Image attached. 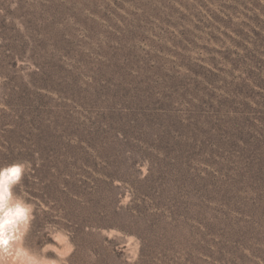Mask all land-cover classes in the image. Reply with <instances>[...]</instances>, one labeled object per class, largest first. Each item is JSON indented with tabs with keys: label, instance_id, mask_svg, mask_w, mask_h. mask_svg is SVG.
<instances>
[{
	"label": "rangeland",
	"instance_id": "rangeland-1",
	"mask_svg": "<svg viewBox=\"0 0 264 264\" xmlns=\"http://www.w3.org/2000/svg\"><path fill=\"white\" fill-rule=\"evenodd\" d=\"M24 161L60 264H264V0H0Z\"/></svg>",
	"mask_w": 264,
	"mask_h": 264
},
{
	"label": "clouds",
	"instance_id": "clouds-1",
	"mask_svg": "<svg viewBox=\"0 0 264 264\" xmlns=\"http://www.w3.org/2000/svg\"><path fill=\"white\" fill-rule=\"evenodd\" d=\"M31 166V162L24 161L0 167V264H60L62 259L56 235L48 236L53 246L45 244L40 254L27 244L35 206L16 189Z\"/></svg>",
	"mask_w": 264,
	"mask_h": 264
},
{
	"label": "trees",
	"instance_id": "trees-1",
	"mask_svg": "<svg viewBox=\"0 0 264 264\" xmlns=\"http://www.w3.org/2000/svg\"><path fill=\"white\" fill-rule=\"evenodd\" d=\"M108 226V225H107ZM74 240V239H73ZM74 242L76 243V240H74Z\"/></svg>",
	"mask_w": 264,
	"mask_h": 264
}]
</instances>
